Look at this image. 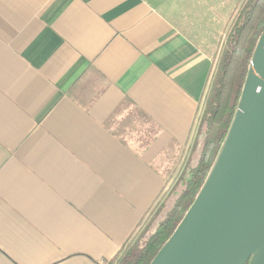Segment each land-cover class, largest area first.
<instances>
[{"label": "crops", "instance_id": "1", "mask_svg": "<svg viewBox=\"0 0 264 264\" xmlns=\"http://www.w3.org/2000/svg\"><path fill=\"white\" fill-rule=\"evenodd\" d=\"M243 3L0 0V264L120 253L194 144Z\"/></svg>", "mask_w": 264, "mask_h": 264}, {"label": "water", "instance_id": "2", "mask_svg": "<svg viewBox=\"0 0 264 264\" xmlns=\"http://www.w3.org/2000/svg\"><path fill=\"white\" fill-rule=\"evenodd\" d=\"M150 264H264V30L221 150Z\"/></svg>", "mask_w": 264, "mask_h": 264}, {"label": "trees", "instance_id": "3", "mask_svg": "<svg viewBox=\"0 0 264 264\" xmlns=\"http://www.w3.org/2000/svg\"><path fill=\"white\" fill-rule=\"evenodd\" d=\"M263 30L264 0H246L226 36L190 157L176 184L180 191L173 205L142 244L140 240L129 244V240L112 262L122 254L117 264H150L184 217L221 150L256 42ZM86 78L87 74L82 76L69 93L88 94L91 85ZM129 120L139 129L147 122L140 113ZM115 135L120 136L119 133Z\"/></svg>", "mask_w": 264, "mask_h": 264}, {"label": "rangeland", "instance_id": "4", "mask_svg": "<svg viewBox=\"0 0 264 264\" xmlns=\"http://www.w3.org/2000/svg\"><path fill=\"white\" fill-rule=\"evenodd\" d=\"M245 1L246 0H244V3H245ZM244 3H243V5H244ZM242 6L240 7V9L238 11H236V14L234 16L232 24L237 20V17L239 15V12H240ZM215 74H214L213 78L215 77ZM213 78H212V81H213ZM212 81H211V83H212ZM199 119L195 125L196 133H197V130H198V127L200 124ZM191 145H192V142H189L188 144H186L182 150V155L177 157V159L175 160L176 161L175 163L177 164V166H176L174 173H172V175L170 176L168 187H166V189L164 190V192L162 193V195L158 199L156 205L153 207V209L143 219L139 228L136 230V232L134 233V235L130 239L129 244H132L133 242L139 241V240L141 241L140 244H142L144 242V240L151 233H153V231H155V229L157 228V225L165 218L169 209L173 205V202L176 198L177 193L180 191L179 186L176 184H177V181L180 179V177H181V175L185 169L186 163L190 157L189 151L191 149ZM173 162L171 161V163H173ZM121 256H122V254H120L118 256V259L116 261L115 260L113 262L107 261V262H104L102 264H112V263L117 264V262L119 261Z\"/></svg>", "mask_w": 264, "mask_h": 264}]
</instances>
